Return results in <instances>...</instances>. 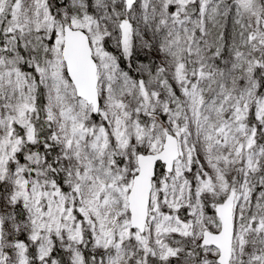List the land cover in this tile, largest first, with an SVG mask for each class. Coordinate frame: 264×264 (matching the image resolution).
Here are the masks:
<instances>
[{"label": "snow or ice", "instance_id": "snow-or-ice-1", "mask_svg": "<svg viewBox=\"0 0 264 264\" xmlns=\"http://www.w3.org/2000/svg\"><path fill=\"white\" fill-rule=\"evenodd\" d=\"M0 264H264V0H0Z\"/></svg>", "mask_w": 264, "mask_h": 264}]
</instances>
